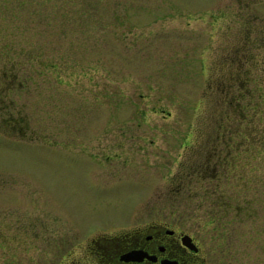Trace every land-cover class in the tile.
I'll list each match as a JSON object with an SVG mask.
<instances>
[{
    "label": "rangeland",
    "instance_id": "rangeland-1",
    "mask_svg": "<svg viewBox=\"0 0 264 264\" xmlns=\"http://www.w3.org/2000/svg\"><path fill=\"white\" fill-rule=\"evenodd\" d=\"M263 25L264 0H0V264H61L154 214L209 264H264V100L238 109L237 170L181 180Z\"/></svg>",
    "mask_w": 264,
    "mask_h": 264
},
{
    "label": "flooded vegetation",
    "instance_id": "flooded-vegetation-1",
    "mask_svg": "<svg viewBox=\"0 0 264 264\" xmlns=\"http://www.w3.org/2000/svg\"><path fill=\"white\" fill-rule=\"evenodd\" d=\"M217 123L215 135L207 136L203 145L201 167L204 181L238 168L241 135L225 132L223 123ZM112 228L88 234L85 242L79 244L82 250L60 263L209 264L206 246L199 237L171 218L154 214L149 219H135Z\"/></svg>",
    "mask_w": 264,
    "mask_h": 264
},
{
    "label": "trees",
    "instance_id": "trees-1",
    "mask_svg": "<svg viewBox=\"0 0 264 264\" xmlns=\"http://www.w3.org/2000/svg\"><path fill=\"white\" fill-rule=\"evenodd\" d=\"M258 33L259 36L255 39L256 41L251 42L250 45L247 44L246 48L240 53L241 55L238 58V64L236 62L237 66L234 69L235 71H231L228 75L229 80H226V82L229 88L225 89L224 103L229 109L226 116L222 115V118L219 120V123H223L225 132H236L240 135L245 134L244 138H249L251 132L244 128L241 130L243 121L241 120L238 109L242 110L246 113V116H248L252 106L253 94L257 96L258 101L264 100V79L258 74V69L259 71L261 70V68H259L260 61L262 57L264 58V53L262 52V49H264V25L260 27V31H258L257 34ZM232 86H237L236 92L232 90ZM256 110L257 112H263V109L259 106H256ZM262 140L264 141V136ZM201 158L202 156L200 157L198 169H196L194 165L195 167H193L195 169L192 168V170L183 173L181 180L184 181L185 185L192 180L204 181V179H202L203 168L201 167ZM193 163H196V160Z\"/></svg>",
    "mask_w": 264,
    "mask_h": 264
}]
</instances>
